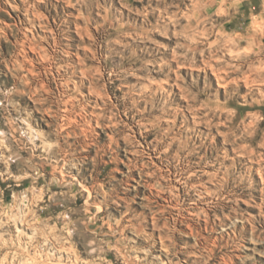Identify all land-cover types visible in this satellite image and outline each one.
Returning <instances> with one entry per match:
<instances>
[{
	"label": "clouds",
	"instance_id": "9594fccd",
	"mask_svg": "<svg viewBox=\"0 0 264 264\" xmlns=\"http://www.w3.org/2000/svg\"><path fill=\"white\" fill-rule=\"evenodd\" d=\"M42 2L0 0V264H264V0Z\"/></svg>",
	"mask_w": 264,
	"mask_h": 264
},
{
	"label": "rangeland",
	"instance_id": "374dc122",
	"mask_svg": "<svg viewBox=\"0 0 264 264\" xmlns=\"http://www.w3.org/2000/svg\"><path fill=\"white\" fill-rule=\"evenodd\" d=\"M18 5L21 3V0H17ZM55 4L56 7H52V5ZM2 7L5 9V11L0 12V21H2L4 24H7L10 26L15 25V27H20L21 23L25 22L26 17L23 15V7H17V8H9L8 5H2ZM40 12L42 13L44 19L50 24V25H54V24H58L59 20L56 19V17L62 16L65 14V11L72 13L73 17L78 15L76 13L75 8L68 6V4L65 3V0H51V3L48 2V0H44V2H42L39 6ZM45 9H47V11H45ZM67 31L65 32V36H64V44H67V46L73 50H75L76 47V42L77 41H81L83 42V47L80 48V52L81 53H88L89 55H96L98 56L99 53L96 51V49L94 47H89V45L91 44H95L97 41V34L95 31H93L91 28H89L88 30V34L87 35H82L79 33L77 26L72 22V19L70 18L67 24ZM9 28V30H10ZM56 33V28L52 27L51 28V33L50 34H55ZM11 38V37H10ZM56 44L58 46H61V41L59 38H57ZM41 48L44 51H48L47 47L45 45H41ZM39 53L37 52V49L35 47L29 49L26 52V57L30 58L31 56H35L38 55ZM52 57H50L51 59ZM77 60H79L82 63V71H81V75L82 76H87L88 71L90 69L95 68L96 72L98 75H101L103 77V70L102 68H100L99 66H97L96 64H91L89 61L84 60L83 55H78L76 57ZM33 67H35V65L33 64ZM188 71H195V69H187V68H181L180 70V74L188 72ZM34 75H39V73H33ZM55 73L53 72L52 75H54ZM180 74H177L178 76H180ZM187 82V81H186ZM220 86V85H219ZM42 88L45 89V91L50 92L49 86L47 84H43L41 86ZM221 87V86H220ZM222 88V87H221ZM177 91H182V89H180L179 87L177 88ZM88 94H92V90H89ZM112 98V92H111V86L110 85H105L104 86V92H99L98 93V99L101 101V103H103L105 101V99L111 101ZM196 119V118H194ZM198 126H203V125H198ZM258 131L261 129H264V118H261V114L257 113L254 116V125H253ZM145 135V134H143ZM148 136V139L151 140V134H146ZM101 139H103V137H101ZM137 140H140L141 145H143V140L140 137V134L137 135L136 137ZM221 139H224L223 134L221 135ZM217 141H213V143H216ZM247 147V146H246ZM253 154L255 155V150L253 149ZM128 157H132L134 154L133 153H128L127 154ZM123 159V154L122 157ZM241 159H243V157H241ZM106 163L104 165V170L108 171L110 168L115 167L114 163L111 162H107V158H105ZM126 163L127 161H125V163H121L119 165L118 171H117V178H121V174L127 171L126 168ZM153 166L159 168L158 163L153 160ZM161 172H163V170H160ZM139 179V174L138 172H133L132 173V179L129 180V184L130 185H134L136 183V181ZM148 179H152V175L151 173H149V177ZM168 178L165 177V180H167ZM136 191H140L143 192L145 191V186H141L140 188L136 189ZM147 191L150 193L153 191V189L148 186L147 187ZM133 193H130V195H132ZM162 196L166 195L164 193L161 194ZM170 195V193L168 194ZM178 199L181 198V196L177 197ZM163 201H161L162 203ZM132 207L135 208L136 204L133 203ZM241 207L242 208H246L249 210V212H254V211H258V209H253V206L251 203H248L247 201H242L241 202ZM249 227L255 228L256 226L254 225H249ZM187 230L188 231H194L193 226L191 224L187 225ZM264 259V258H261ZM233 264H236L235 261H233Z\"/></svg>",
	"mask_w": 264,
	"mask_h": 264
},
{
	"label": "bare ground",
	"instance_id": "6f19581e",
	"mask_svg": "<svg viewBox=\"0 0 264 264\" xmlns=\"http://www.w3.org/2000/svg\"><path fill=\"white\" fill-rule=\"evenodd\" d=\"M220 86L223 88V85L222 84H220ZM141 135H143V134H140V137H141Z\"/></svg>",
	"mask_w": 264,
	"mask_h": 264
}]
</instances>
